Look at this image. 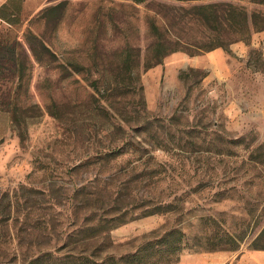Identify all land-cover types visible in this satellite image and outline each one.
<instances>
[{
  "label": "rangeland",
  "instance_id": "1",
  "mask_svg": "<svg viewBox=\"0 0 264 264\" xmlns=\"http://www.w3.org/2000/svg\"><path fill=\"white\" fill-rule=\"evenodd\" d=\"M227 2L264 12L246 0H0L13 45L0 73L1 264L119 256L170 229L187 243L176 264H264L252 246L264 229V29L144 69L153 23L207 46L191 8ZM226 234L237 250L207 249Z\"/></svg>",
  "mask_w": 264,
  "mask_h": 264
},
{
  "label": "trees",
  "instance_id": "2",
  "mask_svg": "<svg viewBox=\"0 0 264 264\" xmlns=\"http://www.w3.org/2000/svg\"><path fill=\"white\" fill-rule=\"evenodd\" d=\"M135 3H144L148 0H131ZM180 1H192V0H180ZM240 2L242 0H236ZM248 3L255 5H264V0H246ZM61 3L56 6L61 5ZM226 8H217L216 3H208L200 6H193L190 14L197 19L202 20L205 24L203 26V32H207L209 37L216 39L207 46H191L196 50H191L188 44L181 40L179 28L169 30L166 26H157L155 28L152 24V30L157 33V40L151 45L148 53L150 60L145 64L144 69H148L156 64H160L163 58L175 51H187L190 53H197L201 51H209L216 47L226 49L230 43L236 41L247 42L251 34L264 29V12L253 10L248 12L243 6L234 3H224ZM2 8H0L1 10ZM220 11V12H219ZM1 18H5L4 15H0ZM169 32V33H167ZM170 34L173 41V47L168 48L165 34ZM222 37H226L223 40ZM195 45V44H192ZM13 45L8 41H4L0 37V73L4 70L5 61L3 59V53L11 50ZM43 47H45L43 45ZM148 59V58H147ZM20 64V65H19ZM12 70V73L18 76V79H22L23 72H21V63L15 58L11 61L8 67ZM159 208H156V212ZM151 211L150 213H152ZM149 213V212H147ZM123 223V222H122ZM264 236V229L261 230L259 235L255 238L253 243L254 249L264 248V245H259L258 241ZM208 250L226 249L237 250L239 248L241 239L236 240L232 235L226 234L221 240L213 242V240L206 241ZM187 247V243L183 242V234L178 229H170L163 232L158 238H145L141 241V244L131 253L121 254L119 256L107 255L103 258H97L94 254L85 253H66L55 254L53 252H42L31 258L27 264H176L179 258L180 252ZM1 264V263H0Z\"/></svg>",
  "mask_w": 264,
  "mask_h": 264
}]
</instances>
